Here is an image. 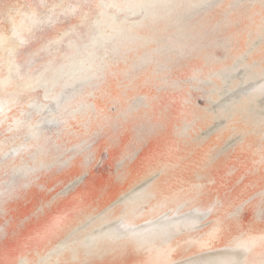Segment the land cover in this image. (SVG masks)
Wrapping results in <instances>:
<instances>
[{
  "label": "snow or ice",
  "instance_id": "1",
  "mask_svg": "<svg viewBox=\"0 0 264 264\" xmlns=\"http://www.w3.org/2000/svg\"><path fill=\"white\" fill-rule=\"evenodd\" d=\"M0 220V264H264V0H0Z\"/></svg>",
  "mask_w": 264,
  "mask_h": 264
},
{
  "label": "bare ground",
  "instance_id": "2",
  "mask_svg": "<svg viewBox=\"0 0 264 264\" xmlns=\"http://www.w3.org/2000/svg\"><path fill=\"white\" fill-rule=\"evenodd\" d=\"M222 53L215 48L210 47L206 55L211 59L212 57L220 56ZM191 67V66H189ZM42 95V94H41ZM187 99L186 108L188 111L195 113L196 115L202 117L198 123V127L203 130V135H209L213 130V125L211 121V116L200 112V109L205 107L206 101L203 98L202 92L192 89L185 93ZM70 146V145H68ZM144 153H141V157ZM78 164V162H77ZM115 154L102 153L100 156V163L95 167L90 175L86 178H81L77 180L80 175V169L78 166L71 168L70 170L62 173L56 180H45L43 181V190L33 189L30 192V202L24 203L19 202L14 205L17 208L16 213V223H20L25 219V217L32 216L33 223L37 217L44 215L47 209L43 207L48 200L57 196V194L62 190L63 186L74 181L77 182V190H81L85 185L92 186L95 189H100L105 185L112 184L115 182ZM239 175V172L236 174ZM191 179L195 180V176H191ZM232 177L231 179H235ZM136 179L135 173L125 178L124 186L127 187L128 184L132 183ZM58 203H61L58 201ZM0 226H3V221L0 220ZM217 255L216 253L205 254L204 256L198 257L199 259H209L211 256ZM129 259H134V257H129Z\"/></svg>",
  "mask_w": 264,
  "mask_h": 264
}]
</instances>
